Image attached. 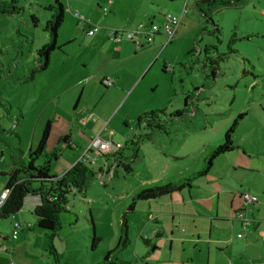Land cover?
<instances>
[{
    "label": "rangeland",
    "instance_id": "obj_1",
    "mask_svg": "<svg viewBox=\"0 0 264 264\" xmlns=\"http://www.w3.org/2000/svg\"><path fill=\"white\" fill-rule=\"evenodd\" d=\"M11 1L0 0V3ZM15 1L18 14L0 15L1 186L7 181L1 174L3 171L10 174L15 169L14 164L19 162L21 151H28L35 127L36 132H43L48 121H53L56 126L63 118V111L76 116V106L80 121L72 131L75 134L80 131L78 141L82 139L81 135H86L85 125L83 128L79 123L89 115L95 120L92 118L87 129L94 128L96 134L101 133L100 139L104 142L124 144L126 139L135 135L143 136L132 173L119 169L116 176L109 175L107 181L98 176L89 184L86 193L68 197L70 210L61 215L63 230L54 240L61 262H56L47 250L51 264H99L108 252L116 248L125 219L130 242L119 254L120 259L139 264L133 260L139 254L154 253L156 245H145L141 235H149L155 226L163 228L166 233L172 231L170 219L163 215L169 212V208L163 206L166 198L136 201L134 209L130 210L133 197L158 182L171 178L176 180L178 177L175 175L179 174L174 164L177 162L181 173L188 171L182 175L200 171L204 156L242 114L246 118L240 121L235 138L246 147L239 154L247 149L254 157L261 156V159L251 162L264 169V0H240L238 7L229 8H221L219 4H201L203 11L212 16L214 24L222 30L216 35L210 34L214 25L206 23L198 7L203 0H187L186 13H183L185 0H60L67 9L60 34L67 39L77 36V40L69 44L68 40L61 38L60 44L65 48L51 55L45 71L41 70L38 61L40 52L49 43L47 26L54 16L55 0ZM110 2H115L116 7L109 6ZM105 7L113 11L107 20L100 14ZM178 10L182 11L180 15H176ZM70 11L79 12L81 17L93 22L95 26L91 29L98 26L96 33L106 28L108 34L113 30L130 32L140 24L149 25L153 21L155 25L162 26L169 16L182 19L178 38L172 44L163 46L166 38L159 37L156 45L145 51L138 50L139 54L132 58L135 59L130 63L134 77L137 71L141 74L132 86V97L127 101L128 97L124 98L125 93L120 87H111L108 91L95 80H84L90 70L79 64V56L85 50L81 43L86 34L78 35L76 28L85 32L89 25L85 21L82 24ZM233 35L235 42L232 48L238 53H230L229 50ZM126 40L132 45V41ZM207 46L217 47L209 55L218 61L216 77L212 76L209 63L204 67ZM192 50L196 53L189 57ZM198 57L201 64L197 63ZM87 58L81 55L82 61ZM34 71L35 76L31 79ZM188 96L187 112L176 116L175 113L185 109ZM159 109H166L173 116L168 126L170 135H155L149 140L144 137L143 130L136 128V122L143 113ZM21 118L24 121L20 124ZM125 121L130 123L129 127L125 126ZM17 134H21L23 143ZM126 153L133 155L130 150ZM182 156L185 158L174 160ZM89 158H95L94 162L90 160L95 169L107 170L102 157L92 154ZM64 161V157L59 158L55 166H63ZM40 163L41 160L38 161ZM216 166L214 164L210 171L211 177L215 175ZM53 168L51 176L54 177ZM157 216H162L159 223ZM28 217L32 219L30 214ZM91 218L95 234L101 239L95 251L91 247L94 234L89 222ZM37 232L49 249L50 236L40 230ZM229 238L233 239V235ZM161 240H158L159 244H163ZM41 243L38 240L37 244ZM153 253L152 257L161 256V261L156 264H172L164 261L168 250Z\"/></svg>",
    "mask_w": 264,
    "mask_h": 264
},
{
    "label": "crops",
    "instance_id": "obj_2",
    "mask_svg": "<svg viewBox=\"0 0 264 264\" xmlns=\"http://www.w3.org/2000/svg\"><path fill=\"white\" fill-rule=\"evenodd\" d=\"M186 2L188 6V1L185 0L184 8ZM108 5L113 7L115 6V2H110ZM105 8H107V12L103 9L100 11V14L105 18L104 20H107L109 18V14L113 11L108 7ZM181 13L182 11L180 12V10H178L176 15H180ZM93 16H96V14ZM151 24H155V22L153 21L149 25ZM88 25L89 27H85V32L80 28H76V33L78 35L86 34V36L84 35L83 42L81 43V45L85 47V50L81 55L88 56V58L82 61L81 55L79 56V64L83 66L84 69L89 68L90 70L87 72L88 75L84 80H95L96 84L100 83V87L106 89L104 85L105 78L114 79V87H120L122 89L121 91L125 93L124 98L128 97V101L133 95L130 94L132 86L141 74V72L137 71V76L134 77L133 70L130 66V63L135 60L132 58L139 54L138 50L140 49L137 48V45L134 43L130 45L126 39L120 44L113 43L110 40L108 30L106 28H101L93 36H90L87 33L91 30L92 25ZM109 26L113 25L109 24ZM162 36L164 37L163 34L156 36L155 41L157 38ZM61 38H63V40H68L67 42H69V44L77 40V36L69 37V39H67L64 35L60 34L58 40L59 44ZM155 41L152 44L153 46L156 45ZM161 43L163 44V41ZM152 45L150 48L153 47ZM64 48L65 47L62 46L59 50H57V52H61ZM146 49L140 50V52L145 51ZM74 110L76 111V116L63 111V113H61L64 114L62 115L63 118H60L56 126L53 122L51 135L47 143L48 152L54 150L55 148H59L61 149L59 152V158L64 157L65 159L63 166H55L59 159L52 161V168L54 167L53 169L57 176L62 171L63 175L76 163L81 161L85 157L91 140L96 136L101 137V133L96 134L97 132L94 128L89 130L87 129V126L90 125L91 121H93L91 118L93 116L89 115L88 118L82 119L85 123H79L80 127L85 125V134L88 138H86V135H81L82 139L78 141L80 131L75 134V131L72 130L76 128L75 126H77V122L80 118V112L77 106ZM184 110L181 113H185ZM23 119L20 121V124L24 121ZM125 126L129 127L130 123L125 121ZM22 127L23 126H21V128ZM35 128L36 129L34 130L33 137H31V143L28 147V151H21L19 162L15 163L14 167H18L21 162L25 161L29 157L31 152H34L37 149L43 132H36L37 127ZM169 135L170 132L169 134H165V136ZM17 136L20 138V142L23 143L21 134H17ZM223 138L214 148L219 146ZM127 140L129 139H126L125 143ZM235 141L237 142L239 149L224 154L215 161V164L218 166H216L217 170H215V175H213V177H211L209 172L206 178L199 181L190 189H184L175 192L170 196H163L158 199L147 201L151 202L161 198H166L163 200V206L169 208V212L163 215L166 216L165 218L170 219L171 232L166 233L163 228L155 226L149 235H141V238L152 240L151 245H156V251L154 253L152 252L153 254H156L158 251L163 252L164 249L165 252L168 250V255L164 256L165 263L264 264V169L254 166L251 162L255 161V159H261V156L258 155L257 157H254V155L249 154L247 149H244L243 153L239 154L240 150L246 146L239 143L236 138ZM214 148H211L209 152ZM209 152L207 154H209ZM92 154L95 153H88V155H86L88 156L87 159H95L89 158V155ZM96 157L98 156L96 155ZM102 158L108 166L107 170L104 171L103 174L99 175V178L102 181H107L109 175L112 177L113 175L111 176V173L114 174L115 177L117 170L123 169L117 161L114 162V160H112L107 162L105 157ZM183 158H185V156L175 158L174 160H182ZM204 158L202 160L201 170L204 168ZM174 167L179 175H175L178 177L176 180L172 178L169 179V182L178 181L180 178L189 175H182L188 171L181 173L182 169L180 168V163H175ZM8 174L9 173L7 171H3L1 175L6 177L4 175ZM6 178L7 181L5 184L1 186L0 183V189H4L6 187L8 177ZM244 194H251L258 199V202L254 205L243 208L242 196ZM73 197H75V195H73ZM41 204V198L30 196L26 199L23 208L17 214L8 219L0 217V264H51L48 261L49 256L46 255L47 250L49 251L51 247V243L57 257H59L54 240L56 236L59 238L58 234L63 230L64 223L62 229L57 233L51 243H49V249H46L47 246L44 245L42 240L43 238L40 236L41 234H38L37 231L39 230L36 227L37 217L35 213ZM241 210H244L246 215L252 220L251 226L245 230L242 227L241 221L237 219V213ZM28 214H30L34 220L29 218ZM161 217L157 216L158 223L160 220L159 218ZM7 221H10V223H3ZM16 223H18L21 228L17 239H14V225ZM241 233L243 234V237L239 238L238 235ZM121 234L122 233L119 234V237ZM232 235L233 239H230L229 237ZM160 239H162L161 241H163V244H159L158 240ZM38 240H41L42 242L40 245L37 244ZM232 244H234V246H232ZM152 253L148 255H145L147 253L142 255L139 254L135 260L139 264H143V262L146 264L159 263L161 261V256L155 258L151 256ZM228 256L232 260H230ZM57 257L53 256V259L56 261ZM220 257L222 258L221 260H219ZM147 258L150 260L147 261ZM59 262H61L60 258Z\"/></svg>",
    "mask_w": 264,
    "mask_h": 264
},
{
    "label": "trees",
    "instance_id": "obj_3",
    "mask_svg": "<svg viewBox=\"0 0 264 264\" xmlns=\"http://www.w3.org/2000/svg\"><path fill=\"white\" fill-rule=\"evenodd\" d=\"M15 2L16 1L13 0L11 3H0V15L18 14L19 8L16 6ZM239 2L240 0H203L199 3L198 7L202 10L206 23H212L214 25V31L210 32L211 35L221 34L222 30L219 28V26L214 24L212 21V16L207 15V12L203 11L201 4H208L210 6L212 4H219L221 8H229L237 7ZM187 7L188 6L186 3L183 13L187 12ZM52 10L54 12V16L47 26L49 43L40 52V60L38 61V63L41 65V70L43 71L48 68L51 55L61 48L58 42L59 33L63 24L65 23L66 7L60 0H55V6H53ZM177 18L182 19V17ZM234 42L235 35H233L230 41V53H238L232 48V43ZM151 45L152 44H143L141 47H137L140 50H144L146 48H150ZM214 50L216 51L217 47L207 46L205 48V54L207 57L205 59L204 67L207 66V63H209V66L212 67V76L216 77L219 67L218 61L215 62L214 58L209 57L210 54L214 53ZM195 53L196 50H192L188 56L194 57ZM227 55L228 54L224 56ZM219 59L224 61L223 57H220ZM197 61V63L201 64L200 57H198ZM164 69L166 70V67ZM35 73L36 71L33 72L31 79L34 78ZM114 86L115 84L112 87ZM110 88L106 87L107 90ZM189 101L190 96L186 98V107L184 112H187V105ZM175 114L176 116L182 115V113ZM245 117V114L240 115L225 133L224 138L219 146L212 149L209 154L205 156L204 168L201 171L186 175L175 182H158L142 190L134 197L133 203L130 205L129 209H134L135 201H150L163 196H170L175 192L184 189H190L194 187L199 181L206 178L214 166L215 161L220 156L239 149L237 142L235 141V132L239 127L240 121ZM169 123H172V116L167 113L166 109L151 110L143 113L138 118L136 122V128L143 130L145 134L144 137L151 140L156 134H169ZM52 125L53 121H49L46 124L37 149L34 152H31L29 157L25 161L21 162L18 167H15L12 173L4 175L8 177V182L5 188L9 189L11 193L6 205L0 210V217L8 219L17 214L23 208L28 197L34 196L41 198L42 204L35 213L37 217L36 227L44 234L46 233V236L47 234L50 236V243L57 233L62 229L63 222L61 215L69 211L68 197L70 195H76L77 193H86L89 184L97 176L104 173L103 168L95 169L93 162L87 159H82L62 176H51L52 161L59 159V152L61 150L59 148H55L50 152L47 151V143L51 135ZM142 137L143 136L135 135L131 139L127 140L125 144H123L124 147L120 152L107 156L102 155L101 157H105L107 162L112 160H114V162L117 161L125 172L132 173L133 165L138 159V148L142 143ZM127 150L133 151V155H128L126 153ZM39 160H41L40 164H38ZM242 200L244 202V196H242ZM89 222H91V228L94 231L91 247L92 250L95 251L101 242V239L95 234L93 219H89ZM128 232L129 226L127 220L125 219L123 222L122 234L119 237L116 248L108 252L99 264H130V262L124 261L119 257V254L127 247V244L130 242ZM142 239L145 245L150 247L154 246L151 245L152 240H148L147 238ZM50 246V254H52L54 257H57L55 250L52 247V243ZM133 260L134 263H137L135 259ZM56 262H59V257L56 258Z\"/></svg>",
    "mask_w": 264,
    "mask_h": 264
},
{
    "label": "built area",
    "instance_id": "obj_4",
    "mask_svg": "<svg viewBox=\"0 0 264 264\" xmlns=\"http://www.w3.org/2000/svg\"><path fill=\"white\" fill-rule=\"evenodd\" d=\"M104 11L107 12V8H105ZM75 16H77L80 19V22L85 21L86 23L91 24L92 27L95 26L92 24V22H90V20L86 19L85 17H81L78 12L75 13ZM180 24H181V19L177 17L169 16L165 18L162 26H157L155 24H151V25L140 24L135 30L130 31V32H122L119 30H113L109 33V37L110 39H112V41L115 44H120L125 39H128L132 41L133 43H135L138 47H141L143 44L145 45L153 44L156 36L164 33V37L166 38V42L164 43V46H167L176 39ZM98 29H99L98 26H96L95 29H91L89 31V35L93 36ZM114 84H115V81L112 80L111 78H106L104 82V85L108 88L112 87ZM123 147L124 145L121 143L115 144L113 142H104L100 139V136H96L91 140V144L89 148L87 149L83 160L87 159L88 156L86 155H88V153L90 152L95 153L98 157L102 155L107 156V155H112V154L120 152L123 149ZM93 162H94V159H93ZM10 193L11 191L7 188L0 189V210L6 205L10 197ZM243 196H244V202H243L244 208L250 205H254L255 203L258 202V199L252 196L251 194H244ZM237 219L241 221L242 227L244 230L248 229L251 226L252 220L246 215L244 210L237 213ZM14 226H15L14 227L15 230L13 233V238L17 239L18 233L21 227L18 223H16ZM238 237L242 238L243 235L239 234Z\"/></svg>",
    "mask_w": 264,
    "mask_h": 264
},
{
    "label": "water",
    "instance_id": "obj_5",
    "mask_svg": "<svg viewBox=\"0 0 264 264\" xmlns=\"http://www.w3.org/2000/svg\"><path fill=\"white\" fill-rule=\"evenodd\" d=\"M65 141V140H64Z\"/></svg>",
    "mask_w": 264,
    "mask_h": 264
}]
</instances>
